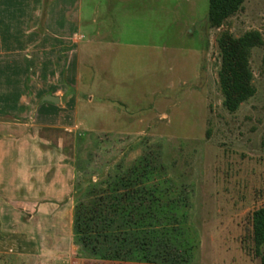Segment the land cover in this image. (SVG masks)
<instances>
[{
	"label": "rangeland",
	"instance_id": "1",
	"mask_svg": "<svg viewBox=\"0 0 264 264\" xmlns=\"http://www.w3.org/2000/svg\"><path fill=\"white\" fill-rule=\"evenodd\" d=\"M208 12L209 0H42L24 104L0 108V132L18 136L0 139L22 142L38 165L20 167L21 187L0 188V264H128L100 258L76 231L82 206L126 193L129 231L159 235L178 263H260L264 0H244L221 27ZM248 31L263 39L250 57L256 91L231 112L218 40ZM13 78L0 73V84ZM48 94L60 97L55 111L42 107Z\"/></svg>",
	"mask_w": 264,
	"mask_h": 264
},
{
	"label": "trees",
	"instance_id": "2",
	"mask_svg": "<svg viewBox=\"0 0 264 264\" xmlns=\"http://www.w3.org/2000/svg\"><path fill=\"white\" fill-rule=\"evenodd\" d=\"M243 2L244 0H209L210 25L221 27ZM218 42L222 55L219 83L224 106L234 112L255 94L250 57L252 48L261 45L263 39L258 31H248L240 37L224 32ZM131 196L129 193L121 197L112 194L82 206L84 209L76 216V231L82 245L105 260L129 262L128 264H180L175 257L167 255L168 247L162 246L159 235L155 237L149 233L143 236L129 231L135 224V216H131L130 212L134 202ZM119 219L122 220L118 222ZM144 221L147 222L145 217ZM100 235L103 245L91 243L92 238L97 240ZM252 239L256 252L261 257L259 264H264V205L253 212Z\"/></svg>",
	"mask_w": 264,
	"mask_h": 264
},
{
	"label": "crops",
	"instance_id": "3",
	"mask_svg": "<svg viewBox=\"0 0 264 264\" xmlns=\"http://www.w3.org/2000/svg\"><path fill=\"white\" fill-rule=\"evenodd\" d=\"M41 2L42 0H0V73L14 77L11 81L14 85L9 83L6 89L3 88L4 81L0 84V108H6L7 111L15 110L24 104L20 99V94L23 91L25 79L22 80L21 77L31 75V60L38 56L36 54H38L39 47L36 44H39L40 39L34 32L37 28V21L34 20L33 14L39 12ZM2 90H5V94ZM44 104L43 108L45 106L47 110H56L53 103ZM0 134L3 139L13 141L18 137L11 131L7 134L0 132ZM53 137L51 134L46 138L52 139ZM2 138L0 139L2 149L0 188L8 185L12 188L21 187L23 170L20 167H38L33 160L36 154L32 153L31 149L25 148L22 142L19 144L13 141L6 142Z\"/></svg>",
	"mask_w": 264,
	"mask_h": 264
},
{
	"label": "water",
	"instance_id": "4",
	"mask_svg": "<svg viewBox=\"0 0 264 264\" xmlns=\"http://www.w3.org/2000/svg\"><path fill=\"white\" fill-rule=\"evenodd\" d=\"M43 101L58 104L60 103V97L56 95L48 94L43 97Z\"/></svg>",
	"mask_w": 264,
	"mask_h": 264
}]
</instances>
